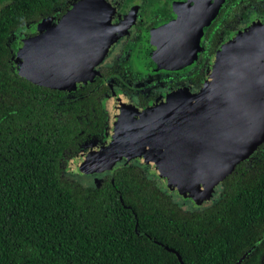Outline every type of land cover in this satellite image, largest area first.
I'll list each match as a JSON object with an SVG mask.
<instances>
[{
	"label": "trees",
	"instance_id": "trees-1",
	"mask_svg": "<svg viewBox=\"0 0 264 264\" xmlns=\"http://www.w3.org/2000/svg\"><path fill=\"white\" fill-rule=\"evenodd\" d=\"M65 1L0 0V264H179L175 252L183 264H233L264 229V142L220 182L215 203L194 205L202 212L182 209L140 165H118L100 185L75 181L66 163L100 128L97 100L61 102L13 61L20 29Z\"/></svg>",
	"mask_w": 264,
	"mask_h": 264
},
{
	"label": "water",
	"instance_id": "water-1",
	"mask_svg": "<svg viewBox=\"0 0 264 264\" xmlns=\"http://www.w3.org/2000/svg\"><path fill=\"white\" fill-rule=\"evenodd\" d=\"M108 7L105 0H79L53 26L45 18L20 29L43 33L18 42V75L52 89L92 81L94 67L120 34ZM229 47L219 51L196 94L178 90L143 110L132 104L112 109L107 100L102 142H86L66 170L102 174L121 160H136L168 191L197 207L208 205L216 185L264 142V21L243 30ZM247 72L261 83H244Z\"/></svg>",
	"mask_w": 264,
	"mask_h": 264
},
{
	"label": "flooded vegetation",
	"instance_id": "flooded-vegetation-1",
	"mask_svg": "<svg viewBox=\"0 0 264 264\" xmlns=\"http://www.w3.org/2000/svg\"><path fill=\"white\" fill-rule=\"evenodd\" d=\"M78 1L72 0L68 3L66 0L67 8L64 12L57 11L55 15L45 18H52L53 26L70 6ZM105 1L109 4L110 24L114 30H119L120 34L100 63L94 67L93 80L79 88L46 87L60 92L61 102H83L89 95H93L97 100L101 116L100 128L98 131L90 130V122L87 119L85 129L90 132L86 134V139L80 147L88 141L102 142L107 126V100L110 101L112 109L121 110L132 104L143 110L156 100L178 90L196 94L206 73L213 68L219 51L225 47L228 52L231 41L236 36L250 25L264 21V0ZM41 33L43 31L26 34L24 30L17 33L13 57L21 39L34 38ZM14 70L18 75L15 64ZM251 75L249 72L243 73L241 77H246L243 82L261 83L259 79L252 80ZM232 82L233 79L230 80V83ZM93 127H96V124H93ZM120 162L148 169L147 165H142L136 160ZM110 172L99 174L100 178L94 179V183L99 180L100 185L102 176ZM221 192L222 186L218 183L211 194V204L220 198ZM180 199L181 205L186 202L188 204L187 207H181L182 209L202 212L203 208H196L191 201ZM253 243V246L233 264H264V229L257 233ZM162 249L172 252V249L164 244ZM222 261V264L227 262L226 259Z\"/></svg>",
	"mask_w": 264,
	"mask_h": 264
},
{
	"label": "rangeland",
	"instance_id": "rangeland-1",
	"mask_svg": "<svg viewBox=\"0 0 264 264\" xmlns=\"http://www.w3.org/2000/svg\"><path fill=\"white\" fill-rule=\"evenodd\" d=\"M1 4L2 3L0 2V7H1ZM123 164H124V162H119L118 163V165H123ZM91 175L78 176V177L74 178V180L77 181V182H79L83 186H94L95 183H94L93 180L100 178L101 175H99V174H95V176H91ZM171 196H172L174 202L181 203V199L179 198V196H176L174 193H171ZM187 206H188L187 202L185 204H183V207H187Z\"/></svg>",
	"mask_w": 264,
	"mask_h": 264
}]
</instances>
